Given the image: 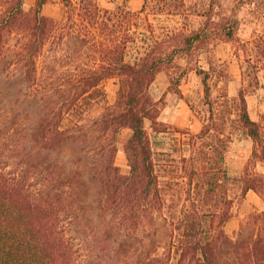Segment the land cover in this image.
I'll list each match as a JSON object with an SVG mask.
<instances>
[{
	"label": "trees",
	"instance_id": "16d2710c",
	"mask_svg": "<svg viewBox=\"0 0 264 264\" xmlns=\"http://www.w3.org/2000/svg\"><path fill=\"white\" fill-rule=\"evenodd\" d=\"M49 1L25 7V0H0V264H88L89 238L103 242L111 264H264V208L229 235L232 199L219 181L225 174L218 142L225 147L237 132L251 138V156L264 161V133L245 93L234 104L209 105L195 149L198 177L172 219L163 216L145 122L157 118L149 94L156 75L167 69L168 88L177 89L187 70L202 73L177 56L230 39L237 17L213 1L143 0L134 11L127 0H109L112 8L61 0L66 14L58 21L43 13ZM192 15L200 17L194 28L176 25ZM162 16L173 22L165 37L154 30ZM110 78L118 85L115 102L88 118ZM125 128L128 173L115 161ZM243 180L242 195L262 193L255 178Z\"/></svg>",
	"mask_w": 264,
	"mask_h": 264
},
{
	"label": "rangeland",
	"instance_id": "374dc122",
	"mask_svg": "<svg viewBox=\"0 0 264 264\" xmlns=\"http://www.w3.org/2000/svg\"><path fill=\"white\" fill-rule=\"evenodd\" d=\"M98 1L101 7L114 6L109 0ZM122 1L124 0H115L117 3ZM127 1L134 11L140 10L143 4V0ZM198 1L203 3L213 1L214 8L222 5L225 13L237 17L238 22L230 39L223 38L215 44H209L200 55L192 53L177 56L178 61L187 57L189 60H183L182 63L188 62L192 67L202 69V73L195 69L187 70L177 89L164 90V86L166 83L169 84L170 80L168 70L163 69L160 71L161 77L158 76L156 83L154 80L149 89L157 118L154 123L150 118H146L145 122L153 142L155 169L165 201L163 216L170 219L178 215V209L189 202L188 190L194 187L198 177L196 171H199L200 166L196 161L195 149L200 147L204 139L201 140L199 135L209 116L210 104L213 108L221 102L234 104L238 92L242 90L251 117L261 124L264 133V0H189V4ZM34 3L35 0H25V7L33 6ZM42 10L44 14L58 21L66 14L61 0H50L44 4ZM109 14L113 15L108 13L105 17ZM148 17L150 21L155 22L151 10L148 11ZM199 21L200 17L192 15L187 18L181 17L176 25L186 31L197 26ZM107 22L111 27L113 19H108ZM172 23L162 16L161 20L154 24L155 33L165 37ZM79 48L94 57L86 46ZM71 51L78 53L74 49ZM68 57L67 55L62 57L61 64H64ZM183 68L184 65L179 70ZM203 78L207 81V94L204 91ZM115 81L114 78L103 81L106 95L95 102L87 114L88 118L100 115L107 104L115 102L118 88ZM130 133L131 130L125 128L117 139L115 161L122 173L129 171L123 145ZM211 139L209 136L208 140ZM224 143V140L218 142L220 153H223L222 164L225 174L219 181L226 190V196L232 199V216L225 226L226 232L232 236L251 211L264 208V161L251 156L252 140L240 132L235 133L225 147ZM203 163L209 165L207 162ZM245 177L249 180L255 178L262 193L250 189L242 195L241 188L245 183L243 180ZM192 197L193 190L191 199ZM89 239L86 241L88 246L91 245L88 249L87 263L111 264L100 248L103 242L97 245V241ZM114 260L112 264H115ZM116 264L122 263L118 261Z\"/></svg>",
	"mask_w": 264,
	"mask_h": 264
},
{
	"label": "crops",
	"instance_id": "0c3cea01",
	"mask_svg": "<svg viewBox=\"0 0 264 264\" xmlns=\"http://www.w3.org/2000/svg\"><path fill=\"white\" fill-rule=\"evenodd\" d=\"M158 76H159V78L161 77L160 72L157 74V76H156V78H155V83H156V80H158ZM153 83H154V82H153ZM169 83H170V82H169ZM168 87H169V84L166 83V85L164 86V90L168 89Z\"/></svg>",
	"mask_w": 264,
	"mask_h": 264
}]
</instances>
